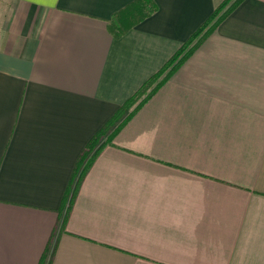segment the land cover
<instances>
[{"label":"crops","instance_id":"crops-1","mask_svg":"<svg viewBox=\"0 0 264 264\" xmlns=\"http://www.w3.org/2000/svg\"><path fill=\"white\" fill-rule=\"evenodd\" d=\"M0 0V264H264V0H243L78 158L224 0ZM66 206V207H65Z\"/></svg>","mask_w":264,"mask_h":264},{"label":"trees","instance_id":"trees-1","mask_svg":"<svg viewBox=\"0 0 264 264\" xmlns=\"http://www.w3.org/2000/svg\"><path fill=\"white\" fill-rule=\"evenodd\" d=\"M230 0H224L210 17L183 43L174 56L150 79H148L112 116V118L88 141L81 152L74 171L72 173L68 188L63 197V204L67 205V211L71 206L86 172L89 170L98 154L109 145L114 136L126 124L133 114L145 104L156 90L176 71L184 61L194 52V50L209 36L217 25L243 0L233 1L229 8L221 14L210 27L187 48L189 42L195 38L201 30L212 20L222 5ZM156 11V5L152 0H135L114 14L111 20L110 31L114 37H120L129 29L136 26L142 20L152 15ZM185 48V49H184ZM187 48V49H186ZM158 78V80H156ZM153 82L151 86L149 84ZM145 91V92H144ZM138 96H140L138 98ZM136 98L139 101H135ZM133 105V108L126 109Z\"/></svg>","mask_w":264,"mask_h":264},{"label":"rangeland","instance_id":"rangeland-1","mask_svg":"<svg viewBox=\"0 0 264 264\" xmlns=\"http://www.w3.org/2000/svg\"><path fill=\"white\" fill-rule=\"evenodd\" d=\"M233 1H235V0H230V1H228L226 4H224V5H222V7L221 8H219L218 9V11H217V13L215 14V16L212 18V20L206 25V27L203 29V30H201L200 31V33L195 37V38H193L190 42H189V44L186 46L187 48L203 33V31L206 29V28H208V27H210L211 26V24L213 23V22H215V20L221 15V14H223L228 8H229V6H230V4L233 2ZM186 48V49H187ZM185 49V48H184ZM156 80H158V78H156ZM153 84V82H151L150 84H149V86H151ZM145 92V91H144ZM140 96H138V98H139ZM138 98H136V100L135 101H139V99ZM133 108V105L131 104L130 106H128L126 109H132ZM66 207V206H65Z\"/></svg>","mask_w":264,"mask_h":264}]
</instances>
